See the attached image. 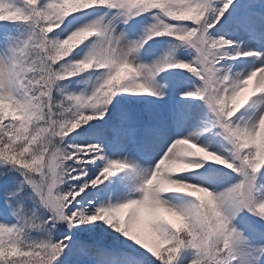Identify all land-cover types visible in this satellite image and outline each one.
Segmentation results:
<instances>
[{"label": "snow or ice", "instance_id": "1", "mask_svg": "<svg viewBox=\"0 0 264 264\" xmlns=\"http://www.w3.org/2000/svg\"><path fill=\"white\" fill-rule=\"evenodd\" d=\"M0 264H264V0H0Z\"/></svg>", "mask_w": 264, "mask_h": 264}, {"label": "rangeland", "instance_id": "2", "mask_svg": "<svg viewBox=\"0 0 264 264\" xmlns=\"http://www.w3.org/2000/svg\"><path fill=\"white\" fill-rule=\"evenodd\" d=\"M77 47H79V46H77ZM84 87H85V86L82 85V84H79V85H77V84H73V85H70V87H69L68 90H69V91H76V92H79V91H81ZM241 98H243V97H241ZM78 142L83 143L84 141L81 139V140H79ZM213 167H216V166L213 165ZM164 215H167V214L165 213ZM169 218H171V217H169Z\"/></svg>", "mask_w": 264, "mask_h": 264}, {"label": "bare ground", "instance_id": "3", "mask_svg": "<svg viewBox=\"0 0 264 264\" xmlns=\"http://www.w3.org/2000/svg\"><path fill=\"white\" fill-rule=\"evenodd\" d=\"M233 70H234V71H237V70H239V69H238V68H234ZM253 86H254V81L251 82V83L249 84L248 88L245 90V92L242 93V97L248 95V93L251 91V89H252Z\"/></svg>", "mask_w": 264, "mask_h": 264}]
</instances>
